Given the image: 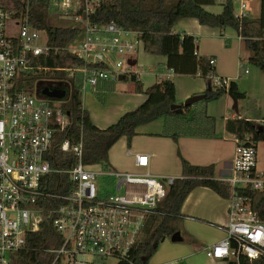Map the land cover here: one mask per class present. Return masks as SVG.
<instances>
[{
    "label": "built area",
    "instance_id": "obj_1",
    "mask_svg": "<svg viewBox=\"0 0 264 264\" xmlns=\"http://www.w3.org/2000/svg\"><path fill=\"white\" fill-rule=\"evenodd\" d=\"M35 0L0 3V264H16L25 249L27 234L37 232L45 216L63 238L51 264H89L95 259L117 258L134 264L132 250L141 240L146 219L158 212L175 176H158L150 171L145 152L132 153L134 170L113 171L102 165L83 162V141L64 139L60 148L72 152L77 163L69 169L53 168L48 154L55 134L69 123L68 114L49 97L30 88L37 74L62 72L79 78L86 88L97 89L115 82L130 68L129 58L144 50L141 32L110 21L102 25L92 15L105 0H45L71 28L83 33L67 50L79 62L64 67L36 65V57L58 52L60 47L40 42V32L31 20ZM235 17L247 16L242 1ZM51 15V14H49ZM10 19V20H9ZM46 32V31H45ZM47 35V33H46ZM215 64V59H210ZM173 71V70H172ZM214 87H229V79L212 76ZM264 124V122H262ZM230 182V222L225 237L207 248L213 261L239 262L240 256L256 261L264 257V196L262 208H252L247 190L264 195V168L259 166L258 144L252 134L235 136ZM68 175V186L60 176ZM54 175V176H53ZM67 189V190H66ZM62 201L56 205L53 201Z\"/></svg>",
    "mask_w": 264,
    "mask_h": 264
},
{
    "label": "trees",
    "instance_id": "obj_2",
    "mask_svg": "<svg viewBox=\"0 0 264 264\" xmlns=\"http://www.w3.org/2000/svg\"><path fill=\"white\" fill-rule=\"evenodd\" d=\"M17 10L21 9V0H12ZM48 4L45 0H35L31 8V20L37 28L45 30L48 43L60 47L58 52L48 56L36 57L33 63L46 67H64L72 61L79 62L77 57L67 50L80 38L78 28L54 26L49 22ZM235 0H225L221 13H212L204 8L200 0H105L92 15V21L105 25L110 21L122 28L141 32L144 49L148 53L168 57V67L176 73H192L204 77L211 89L201 94L205 97L190 106L176 104V87L172 79L156 83L144 90L143 84L135 75V90L147 94V99L136 109L124 113L115 123L99 128L83 106V84L79 78H67L62 72L37 74L46 81H60L67 91V97L60 104L68 114L69 123L55 134L51 151L48 154L51 166L69 169L77 163L72 152H64L60 144L64 139L72 143L83 141V162L88 165H102L109 168L108 157L111 148L123 137L130 144L139 125L150 123L160 118L172 120L179 126L188 125L190 132L196 135H214V120L207 116L206 105L209 101L219 99L229 93L234 99L246 98L235 81H230L228 89L216 88L212 82L214 67L208 57H197V38L192 34L176 33L175 25L182 18L194 17L202 25L224 28L233 27L238 35L245 39L250 50L249 62L264 72V0L261 1V14L258 18L245 16L235 17ZM194 112L193 119L187 114ZM199 118V119H198ZM199 120V122H197ZM226 128L236 136L252 134L258 144L264 141V124L244 118L228 119ZM174 135V134H173ZM214 165H194L182 159V178H177L169 187L166 197L159 203L158 212L146 219L141 240L132 250L134 264H149L161 242L182 229V206L190 192L197 186H206L222 194L223 183L214 177ZM54 176V175H53ZM68 186V175L60 176ZM67 190V189H66ZM246 195L252 198V208H262L263 194L247 190ZM59 205L62 201H53ZM63 238L52 225V218L45 216L37 232L27 234L24 250L19 252L16 264H51L54 254L48 249L62 245ZM120 264H127L120 262ZM227 264H264V257L256 261L240 256L239 262L230 260Z\"/></svg>",
    "mask_w": 264,
    "mask_h": 264
},
{
    "label": "crops",
    "instance_id": "obj_3",
    "mask_svg": "<svg viewBox=\"0 0 264 264\" xmlns=\"http://www.w3.org/2000/svg\"><path fill=\"white\" fill-rule=\"evenodd\" d=\"M224 1L225 0H200L206 10L216 14L222 12ZM240 1L242 2L244 0ZM261 1L262 0H260L258 7L259 14L256 15V17H252L249 14H247V16L251 18H258L260 16ZM9 2L13 3L12 0H0L2 5H7ZM72 25L59 27L71 28ZM227 28L228 27H215L210 29L207 25L200 24L198 19L194 17H187L178 21L175 25L174 31L176 33L185 32L187 34L194 35L197 38V57L215 59V64H213L214 74L218 76H225L230 79L229 81H235L239 90L246 93V98L244 99L250 100L253 102V105L256 106L255 111H253L250 106L249 108L246 106V110L241 111L243 113H240V99L237 100V110H235L234 100L231 98V95L227 93L216 100V102L209 101L206 105L207 116L214 120L213 136L193 134L190 132L191 130L188 125L179 126L172 120H167L166 122L164 118L139 125L136 128L135 135H145L149 139L157 140L161 137H165L168 140L169 138H172L178 143H184V140L180 139L181 137L201 138L206 141L217 138L223 141L225 152H232V155L234 156L236 135L227 130V120L230 118H244L258 123L264 122V92L259 88V81L257 80V78H260L262 81V75L257 72L259 74H256V77L251 82L253 87H251L250 91H248V89L242 87L239 76L236 78L233 75H227L223 70L222 66L225 56L220 52L223 49V46L220 45L218 40L220 38H224L226 35H230L226 33ZM238 37L241 38L239 35ZM81 38L82 37L79 39ZM203 39H208L211 42V45H204ZM224 46L229 47V44L225 43ZM129 61L130 68L126 73H123L124 76L122 80L131 79L132 83L130 86H127L125 89H121L118 93H112L116 90L117 81H122L117 80L115 82H105L102 85H99L97 89L86 88L85 92H83V106L89 112L93 123L99 128H106L112 125L123 115V113L136 109L147 99V94L140 93L135 90V82L133 81L131 75H135L137 79L140 80L143 84L144 90L165 80L166 78L172 79L176 87V104L179 105H183L188 97L201 94L208 89V82L204 77L199 75V71L196 74L176 73L173 69L168 67V57L165 55L151 54L144 49L133 54L129 58ZM259 71L261 70L259 69ZM247 73H249L248 70H246V74ZM124 104H130L131 107L129 109H124V111H117L118 108ZM186 118L193 119L194 112L187 114ZM197 122H199V120H197ZM131 143L132 140L129 146H131ZM128 149H130L132 153L145 152L134 151L131 147H128ZM145 153L149 154L150 171L155 175L182 178V159H186L194 165H214V177L223 183L222 194H218L213 189L206 186H197L190 192L182 206V214L184 216L182 229L180 230L182 240H171V242L166 240V242L164 241L160 244L159 249L156 251L157 254L161 247H164L169 251L171 249L173 254L171 251L170 253L173 258L170 259V257H168L169 260L161 262L157 259L156 255L154 256L155 258L153 264H198L197 255L201 253L204 255L206 253L205 256L208 264H227L228 262L213 261L207 255V248L225 237V226L230 222L229 203L232 188L227 179L232 175L233 157H230L229 154L226 153L223 154L224 152H217L211 158V161L204 162L207 160L206 157H202L197 149H195V153L193 154L183 153L181 150H178L177 153L181 159V166L177 169L180 170V174L177 175L174 172H163L161 171L164 170L163 168L159 167V165H154V157L157 155L161 156L160 152L157 154V152L150 149ZM131 157L134 166V156ZM199 220L204 222L209 220L211 224H205ZM202 223L211 227L215 233V239L208 240L206 235L199 230V226Z\"/></svg>",
    "mask_w": 264,
    "mask_h": 264
},
{
    "label": "rangeland",
    "instance_id": "obj_4",
    "mask_svg": "<svg viewBox=\"0 0 264 264\" xmlns=\"http://www.w3.org/2000/svg\"><path fill=\"white\" fill-rule=\"evenodd\" d=\"M244 1L247 5V8H246L247 14H249L252 17H256V15L259 14L258 7H259L260 0H244ZM240 3H241L240 0H235L236 10L239 9ZM49 14H51V16H49ZM48 18H49V22L55 26H67V25L75 24V22L66 21V20L59 18L54 10H50V12L48 13ZM227 27L228 28L226 30V33L230 35L228 36L226 35L224 38H220L218 40L220 45L223 46L222 47L223 49L220 52L222 55L225 56V59L223 61V66H222L225 74L233 75L236 78H238L239 76L242 87L250 91L251 87H253V84H251V82L256 77V74L260 73L262 75L263 80L261 81L260 78H257V80L259 81V88L264 92V73L259 71V69H257L255 65L249 62L248 58L250 57L251 53L246 44L245 39H243L242 37H241L242 39L239 38L237 35V32L235 31L233 27L231 26H227ZM208 28L212 29L215 27L208 26ZM40 35H41L40 42L44 43L47 39L46 32L41 31ZM82 36H83V33H80V37ZM203 43L204 45H211V42L208 39H203ZM225 43L229 44V47L224 46ZM246 70H248L249 73L246 74ZM220 77L227 78L225 76H220ZM49 82H53V83H49ZM38 83L53 84L57 86L58 88L65 86V84H63L60 81L41 82L39 80H36L33 83V85L30 86V88L34 90L36 95L39 94V89H37ZM131 83H132L131 79L117 81L116 90H114L112 93L120 92L121 89L127 88V86H130ZM216 100L218 99L212 100V102H216ZM51 101L53 104H60V100L51 99ZM232 103H233V100H232ZM239 105H240V113H243L241 111H245L247 107L249 108V106L251 107L253 111H255L256 109V106L253 105V102H251L248 99L246 100L244 98L240 99ZM130 107H131L130 104H126V105L124 104L121 107H119L117 111H124V109H129ZM244 115H247V114H244ZM180 139L184 140V143L183 142L178 143L172 138H169L168 140L165 137H161L159 140H157V139H149L145 135H135L132 139L131 146H129L127 139L123 137L109 151V157H108L109 169L113 171L134 170V166L132 163V157L130 155H127L128 147H131V149L134 151L147 152L150 149H152L155 152H157V154L158 152H160L161 156L157 155L156 157H154V165L155 166L159 165V167L163 168L164 170H161L163 172H174L177 175L180 174V170H177V169L178 167L181 166V159L177 153L178 150H181L183 153L193 154L195 153V149H197L202 157H206L207 160H205L204 162L211 161V158L217 152H224L223 154L226 153V154H229L230 157H233L232 152H229V151L225 152V146L221 139L216 138V139H212L209 141H206L201 138H191V137H181ZM151 144L154 146H152ZM258 151H259V166L261 168H264V141L263 140L260 141L258 144ZM201 222H204V221H201ZM204 223L211 224L209 220L205 221ZM205 224L202 223L199 226V230L203 234L206 235L208 240L215 239L214 231L211 229L210 226L205 225ZM166 240L171 242V237H166L162 242L164 241L166 242ZM170 251L173 254V251L171 249ZM170 251L164 247H161L159 252L157 254L155 253L150 258L149 264L154 263V258H155L154 256L156 255H157V259H159L161 262L169 260L168 257L172 259L173 256L171 255ZM205 255L202 253L197 255L198 264H208V261ZM83 260L87 261L89 264H120V261L114 257L106 258V259H95L91 256H86Z\"/></svg>",
    "mask_w": 264,
    "mask_h": 264
},
{
    "label": "water",
    "instance_id": "obj_5",
    "mask_svg": "<svg viewBox=\"0 0 264 264\" xmlns=\"http://www.w3.org/2000/svg\"><path fill=\"white\" fill-rule=\"evenodd\" d=\"M123 74H121L119 76V80L123 79ZM208 89H211V85L208 83ZM42 95L49 97V98H56V99H64L65 95H66V90L65 89H53V90H43ZM205 97V94H196L193 96L188 97L185 102H184V106H190L194 103H197L199 101H201L203 98ZM231 98L234 100V108L235 110H237V100L234 99V97L231 96ZM180 105L179 104H172L171 108L172 109H176L178 108ZM171 240L172 241H181L182 240V236H181V232L177 231L176 233H174L173 235H171Z\"/></svg>",
    "mask_w": 264,
    "mask_h": 264
},
{
    "label": "flooded vegetation",
    "instance_id": "obj_6",
    "mask_svg": "<svg viewBox=\"0 0 264 264\" xmlns=\"http://www.w3.org/2000/svg\"><path fill=\"white\" fill-rule=\"evenodd\" d=\"M49 83H53V82H49ZM37 89H39V94H41L42 93V91L43 90H53V89H65L64 87H60V88H58L57 86H55V85H53V84H44V83H38L37 84ZM66 90V89H65ZM67 97V91H66V95H65V98ZM65 98L64 99H57V100H60V101H63V100H65ZM53 99V98H52ZM54 99H56V98H54Z\"/></svg>",
    "mask_w": 264,
    "mask_h": 264
}]
</instances>
